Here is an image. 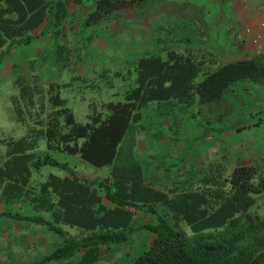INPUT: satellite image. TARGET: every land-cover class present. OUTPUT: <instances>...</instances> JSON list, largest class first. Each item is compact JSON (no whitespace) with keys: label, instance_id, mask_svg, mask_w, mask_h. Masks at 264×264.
Wrapping results in <instances>:
<instances>
[{"label":"trees","instance_id":"16d2710c","mask_svg":"<svg viewBox=\"0 0 264 264\" xmlns=\"http://www.w3.org/2000/svg\"><path fill=\"white\" fill-rule=\"evenodd\" d=\"M94 1L85 25L111 21L119 11L145 0ZM45 8L44 0H0V64L9 48L27 45L38 36L27 30L42 21ZM163 51L127 59V70L115 72L125 83L124 99L105 102L101 109L92 104L87 122L77 120L62 96L69 84L46 85L38 74L29 73L35 65L15 77L13 112L18 122L28 125V132L1 140L6 152L0 156V199L25 210L7 209L0 216L38 222L63 237L32 264H92L115 244H128L132 235L144 231L152 241L139 249L131 264H264V214L251 212L256 195L264 192V174L256 165H236L227 172L222 162H211L190 171L186 179L158 188L146 181L142 165L132 154L126 156L121 146L151 102H166L172 108H188L194 101L199 106L222 103L239 82L264 83V56L215 64L211 55ZM68 53L61 44L55 59H65ZM42 139L45 151L37 150ZM52 151L79 154L98 167L110 165V174L78 176ZM47 165L69 175L49 173L45 181H38L34 174ZM138 213L154 216L155 221L138 224ZM63 225L89 232L72 236Z\"/></svg>","mask_w":264,"mask_h":264},{"label":"rangeland","instance_id":"374dc122","mask_svg":"<svg viewBox=\"0 0 264 264\" xmlns=\"http://www.w3.org/2000/svg\"><path fill=\"white\" fill-rule=\"evenodd\" d=\"M142 10L146 11L145 4L142 7L137 6V15H141ZM131 12H135L134 7L119 11L116 14L117 23L128 22ZM106 25L105 21L96 28L102 41L108 46L99 43L98 48L93 43L85 44V55L88 60L84 66L87 68L86 72L82 75L78 72H64L65 70L63 71L59 65H56L55 70L52 69L56 81L73 84L72 88L62 89V96L68 99L69 106L72 107L80 122L89 120L88 115L92 104H96L101 109V105L105 102L124 99L122 91L125 83L122 78L115 75V72L127 70V63L123 60L125 57L118 51L134 47L131 40L132 33H127L129 39L119 41L118 32L111 31ZM102 45L104 48L101 47ZM30 57H38V52L36 53L34 48L13 49L4 55L0 64V68L3 69L0 72V156L6 152L2 138H19L28 132V125L18 122L13 117L11 95L16 90L8 68L14 61L25 62ZM77 67V65L73 66L75 70ZM47 68L45 65L41 71L49 74ZM103 74H109V76ZM76 75L80 77L77 78ZM112 83L113 87L110 86ZM234 87L235 90L226 95L229 97L228 100L198 107L190 106L188 111L179 109L182 107L172 108L164 104L159 106L158 101L149 103L142 108V120L132 123L124 137L121 143L124 147L123 152L129 157L132 154L134 159L142 165L149 181L158 188H163L165 184L179 179H186L190 171L197 170L203 165L207 166L211 162H222L227 172L231 171L240 163L239 160L246 159L247 153L255 152L250 147H248L250 151L247 149L252 142L256 150H264V129L238 130L240 126L247 124L248 119L253 121L263 117L264 113L260 104L263 101L262 96L254 88L250 93L245 91L246 82H239ZM222 128L228 131L223 132ZM204 130L207 135L203 133ZM37 150H47L44 139L40 141ZM52 156L61 162L68 163L76 173L85 176L103 178L110 174L112 167L110 165L95 166L79 154L52 151ZM49 173L60 176L67 174L65 169L47 165L40 173L36 172L34 175L38 181H45ZM256 198L257 202L251 208V212L263 215L264 192L256 195ZM7 209L16 212L19 204H7L0 199V212ZM24 210L19 209L18 212ZM43 214L49 215L46 212ZM142 214H139L140 219L136 220V223L155 221L148 220L150 216ZM63 226L72 234H79V230H82L79 227ZM62 240L63 237L48 229L47 225L0 216V264L19 261L28 264L38 262ZM151 241L150 233L146 231L135 233L128 244H115L110 253L107 252L92 264H131L133 256L137 255L139 249L147 247Z\"/></svg>","mask_w":264,"mask_h":264},{"label":"crops","instance_id":"0c3cea01","mask_svg":"<svg viewBox=\"0 0 264 264\" xmlns=\"http://www.w3.org/2000/svg\"><path fill=\"white\" fill-rule=\"evenodd\" d=\"M94 4V0H44L46 8L42 21L34 29L27 30L30 34H38V36L27 45L11 48L6 45L4 48H9L8 52H10L13 49L31 47L35 49L36 53L38 52V57H30L25 62L14 61L8 68L13 82L18 74L27 73L31 69V65H35V71L29 73H32L31 75L38 74L46 85L58 82L55 79V73L52 72V69L57 68L56 65H59L63 71L65 70L64 72H78L79 75L86 72L87 68L84 66L88 60L85 55V44L93 43L98 48L99 43L108 46L102 41L103 39L96 28L97 25H85L84 23L85 17ZM143 4L146 5V11L142 10L141 15H137V6L142 7ZM134 10V13H130L128 22L124 21L125 24L117 23V15L113 20L106 22V26L111 31L118 32L119 41L129 39L127 33H132L131 40L134 47L118 51L125 57L123 59L125 62L127 59L144 53H164L163 50L166 48L191 51L198 56L205 54L209 57L211 55V62L215 64L264 56V49H259L260 42L255 41L257 34L262 33L264 42V0H145L142 4L136 3ZM61 44L66 46L69 53L65 59L58 61L55 59V53ZM45 65L48 67L49 74L41 71ZM74 65L78 66L77 71L73 68ZM2 70L0 68V72ZM79 75H76L77 78L80 77ZM65 83L69 84L67 89L72 88V83ZM14 88L17 92L18 89L15 85ZM253 88L258 94H261L264 101V83L247 81L245 91L250 93ZM263 101L260 102L262 105L260 108L264 113ZM159 103V106L167 105L166 102ZM180 106L184 111H188L190 107L186 108L181 104ZM191 106L198 107L199 105L197 101H194ZM13 117L15 118V115ZM250 120L248 119L247 124L240 126L238 130L264 129V115L258 117L257 120ZM222 129L223 132L228 131L226 128ZM254 146L253 142L247 146L248 151L252 149L255 152L247 153L246 159L239 160L240 163L237 165H256L264 174V150H256ZM76 174L90 179L96 178L95 176ZM68 175L67 173L65 176ZM146 181L152 184L147 177ZM158 181L161 182L160 179ZM24 213L36 214L35 212H23L22 214ZM139 214L141 213L136 215V220L140 219ZM42 215L45 214L42 213ZM2 217L8 216L3 215ZM148 218V220H153L154 216ZM62 227L64 228V226ZM67 231L70 235L78 237L89 232L82 229L79 230V234H72L70 230ZM17 263L28 264L23 261ZM51 264L62 263L51 262Z\"/></svg>","mask_w":264,"mask_h":264},{"label":"built area","instance_id":"2783aa9c","mask_svg":"<svg viewBox=\"0 0 264 264\" xmlns=\"http://www.w3.org/2000/svg\"><path fill=\"white\" fill-rule=\"evenodd\" d=\"M255 41L260 42L259 49H264V42H263V34L262 33L257 34Z\"/></svg>","mask_w":264,"mask_h":264}]
</instances>
